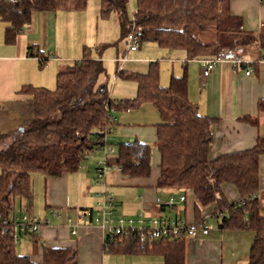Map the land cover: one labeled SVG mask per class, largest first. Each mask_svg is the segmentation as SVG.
Masks as SVG:
<instances>
[{
    "label": "trees",
    "instance_id": "16d2710c",
    "mask_svg": "<svg viewBox=\"0 0 264 264\" xmlns=\"http://www.w3.org/2000/svg\"><path fill=\"white\" fill-rule=\"evenodd\" d=\"M89 0H0V21L6 24L4 43L13 44L36 12L83 11ZM100 18L115 14L121 39L135 32L141 43H154L168 51L182 50L187 60L216 57L219 51L245 47L259 41L264 50V34L259 37L241 30L242 20L230 12L232 0H136L132 19L128 0H98ZM44 67L49 56L28 47ZM254 64H250L253 66ZM105 70L100 59L83 48L81 59L70 64L55 78L53 90L23 86L18 93L29 97L32 118L14 132L0 134V217L14 212L16 200L31 212V176L58 177L78 170L92 154L110 145L106 137L115 128V111L136 110L150 104L158 114L153 127L159 174L156 188L190 193L194 218L201 222L203 209L213 208V218L221 230L253 234L247 264H264V217L258 199L259 160L264 155V136H257L251 149L209 159L211 125L215 118L201 116L188 98L184 71L171 77L167 87L159 83L158 62L150 63L146 73L118 70L122 80L136 84L132 99L115 101L107 87L98 83ZM264 110V101L259 102ZM244 121L258 125L256 118ZM108 166L121 169L128 179H144L151 174V147L133 140L121 142L107 158ZM232 186L238 200L230 202L222 188ZM170 196V195H169ZM164 209V203H158ZM185 236L147 240L141 249L139 237L114 236L105 239L107 254H152L163 264H185ZM0 264H78L74 248L43 247L42 259L34 263L19 255L9 234L0 230Z\"/></svg>",
    "mask_w": 264,
    "mask_h": 264
},
{
    "label": "crops",
    "instance_id": "0c3cea01",
    "mask_svg": "<svg viewBox=\"0 0 264 264\" xmlns=\"http://www.w3.org/2000/svg\"><path fill=\"white\" fill-rule=\"evenodd\" d=\"M230 12L242 20V32L255 37L264 34V0H232ZM86 13L87 9L82 12H36L31 22L10 45L4 43L6 24L0 21V134L14 132L32 118L29 97L18 93L23 86L50 88L54 86L56 74L64 71L72 59L75 60L73 62L81 59L82 39L74 38L70 43L66 33L68 34L67 30L72 24L77 23L73 29L82 27L85 20L82 15ZM99 13L98 10L96 14L93 13V22L97 20L98 23L101 20ZM115 23L120 33L116 18ZM96 29L99 32L98 38L92 41L89 39L90 43L87 45L98 46L111 40L103 39L102 34H106V30L102 33L99 28ZM109 36L111 35L108 33L107 37ZM112 36V40L117 38L115 28ZM124 40L119 34V41ZM29 46H33L36 52L49 56L44 67L40 68L37 58L28 55ZM242 49L244 60L254 64L250 66L252 71L249 76L244 73V65L232 68L222 63L216 65L209 76L203 77L198 60H187L182 50L168 51L159 47L161 52L175 55V60L168 59L171 64L169 81L171 77L182 76L185 71L189 100L197 106L201 116L216 119L210 127L212 142L209 147V159L251 149L256 137L264 136V110L258 109L259 102L264 101V50H261L259 41ZM137 50L132 53H137ZM128 53L130 52L125 50L115 55L113 60L117 71L122 70L128 63ZM92 57L102 61V56ZM121 58L126 60L122 62L119 60ZM175 65L179 68L174 73ZM49 72L50 77H47ZM160 85L165 87L166 83L160 80ZM129 97L131 98V95L117 100L123 101ZM139 108L136 112L118 111V116L114 114L116 111L112 112L116 126L107 135L106 140L108 143L114 140H138L149 144L152 164L150 176L144 179H128L120 172L108 171L104 180L96 182L97 158H92L95 153L90 154L76 172L46 178L41 174H33L41 175L40 178L31 176L33 195L37 186L35 182H39V179L44 190L43 206L39 209L31 206L30 212L40 221V227L35 235L20 240L17 246L24 247L19 255L28 256L32 262L39 263L43 247L74 248L78 264H163L162 257L158 255L104 253V235L94 222L98 204L102 201L104 193L112 198L115 217L134 218L141 214L145 218H182L190 223L198 221L194 218L193 198L190 193L156 188L159 156L153 126L159 122V118L150 104H143ZM246 117L256 118L258 125L253 126L244 121ZM108 148L112 150L113 155V147L108 145ZM222 191L230 202H236L239 198L232 186L225 185ZM169 195L176 198L184 196L185 201H177L171 207L159 209L158 203L166 201ZM257 196L261 215L264 217V155L259 160ZM16 207L14 215L18 216L25 208L24 202L19 201ZM200 217V221L208 227L209 233L206 236L198 234L186 239L185 264H247L253 234L246 231L221 230L213 218L212 207L203 209ZM210 222L216 223L215 233H212Z\"/></svg>",
    "mask_w": 264,
    "mask_h": 264
},
{
    "label": "built area",
    "instance_id": "2783aa9c",
    "mask_svg": "<svg viewBox=\"0 0 264 264\" xmlns=\"http://www.w3.org/2000/svg\"><path fill=\"white\" fill-rule=\"evenodd\" d=\"M126 51L133 52L139 48L140 42L135 32H130L126 38ZM124 62L126 58L119 59ZM201 65V74L207 77L218 64H228L232 68L244 65L245 75L251 74L250 62L244 60L243 49L240 46H234L229 49H223L218 52L216 57L211 59L199 60ZM104 150V158L96 163L95 178L96 182L105 179L108 171L120 172L121 169L116 166H108L107 158L112 153L108 146L102 148ZM184 202L185 197L169 196L166 201H163L165 206L171 207L176 202ZM94 222L100 227L103 232L104 240L113 239L114 236H131L139 237L140 248H145L147 240H154L166 237L185 236L186 238L196 237L198 234L206 236L209 233L208 227L203 222L190 223L182 218H145L138 214L134 218L115 217L112 198L104 193L102 201L98 204V210L95 213ZM40 227V221L31 215L27 208H23L18 216L14 212L7 219L0 217V230L3 233L9 234L13 239L15 246L19 245L20 240L27 236L35 235Z\"/></svg>",
    "mask_w": 264,
    "mask_h": 264
},
{
    "label": "rangeland",
    "instance_id": "374dc122",
    "mask_svg": "<svg viewBox=\"0 0 264 264\" xmlns=\"http://www.w3.org/2000/svg\"><path fill=\"white\" fill-rule=\"evenodd\" d=\"M135 8H136V0H128V16L130 19H132L133 13L135 12ZM87 9V13L82 15L85 17L83 26L78 28V29H73L72 27H76V24H72L73 26L67 27V32L66 36L69 38L70 43L73 42L72 40L74 38L76 39H82V43H83V48H89L91 51V55L94 56H102V61H103V66H104V70L105 73L104 75L102 74L99 79H98V83H102L103 85H105L107 87V90L110 93V96L112 97L113 100H117L120 99V97H128L129 95H131V98H127V99H132L135 97L136 95V84L132 81H126V80H122L121 78L117 77L116 73V64L114 63V58L115 55L117 54V52H124L126 50V42L124 41H119V30L118 27L115 23V18L117 19V16L115 14H112L110 16V18H108L105 22L101 21L103 19H101L100 21L97 20L95 22H93V13L96 14L97 10L98 12H100V7H99V1L98 0H89L87 3V6L85 8V10ZM82 12V11H81ZM99 17H100V13H99ZM99 20V19H98ZM97 25H96V24ZM95 24V25H94ZM104 26V27H103ZM99 28L100 32L103 33V30H106L105 33L106 34H102L103 39H111L109 40V42H102V44L100 43L98 46H94V45H87L89 44V39L92 40H96L98 38L99 32H97V29ZM105 28V29H103ZM115 28V32L117 33V38H115V40H112L113 36V29ZM92 30H94L95 32L93 33ZM108 33L111 35L109 37ZM107 43V44H106ZM114 44H117L114 46ZM142 45L140 46V49L137 50V53H128V63L125 64L122 68V70L124 71H130V72H135V73H146L149 69V65L150 63H156L158 62V66H159V83L160 80H162V82L166 83V86H168L169 84V77L171 75V64L168 61V59H173L175 60V55H171L168 52H161L159 50V47L154 44V43H141ZM83 48L81 47L79 50L80 52H82ZM72 50V49H71ZM66 51V50H63ZM61 53V51H60ZM72 52L70 51L69 54H71ZM73 61H75L74 59L71 60V64L74 63ZM120 64V63H119ZM179 66L175 65L174 66V73L178 71ZM144 71V72H142ZM52 74V73H51ZM50 72L49 74H47V77H50ZM57 75V74H56ZM56 77V76H55ZM56 82L54 80V86H50V88H48L47 86H44L47 89L53 90L55 88ZM133 96V97H132ZM119 101V100H117ZM151 106V105H150ZM140 108L133 110V111H138ZM120 112V111H119ZM118 111H116L114 114L116 116H118L117 114H119ZM121 142H130V141H125V140H114L113 142H110V145L113 147L114 149V153L116 152V146L118 143ZM92 158H97L96 163L98 161L103 160L104 158V150L103 151H97L95 152V154H93ZM33 178H40L39 176L41 175H33ZM43 178V176L41 177ZM37 184L36 188H35V192L33 195V199H32V207L34 208H41L43 206V183L40 182H35ZM19 200H16V205H18ZM17 208V207H16ZM153 217V216H152ZM210 224L212 225V233H215V231L217 230V226L216 223L210 222ZM23 245L22 246H17L16 247V252L18 254L21 253L22 249H23Z\"/></svg>",
    "mask_w": 264,
    "mask_h": 264
}]
</instances>
